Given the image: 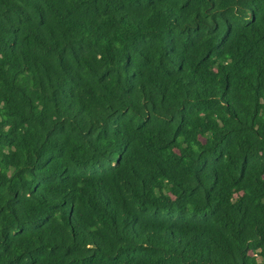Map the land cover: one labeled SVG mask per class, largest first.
<instances>
[{
    "label": "trees",
    "instance_id": "1",
    "mask_svg": "<svg viewBox=\"0 0 264 264\" xmlns=\"http://www.w3.org/2000/svg\"><path fill=\"white\" fill-rule=\"evenodd\" d=\"M0 264H264V0H0Z\"/></svg>",
    "mask_w": 264,
    "mask_h": 264
}]
</instances>
